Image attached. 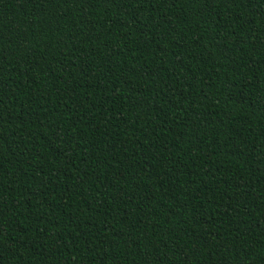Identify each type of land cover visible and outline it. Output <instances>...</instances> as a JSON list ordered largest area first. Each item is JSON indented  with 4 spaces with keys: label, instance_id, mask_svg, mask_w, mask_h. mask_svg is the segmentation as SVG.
Instances as JSON below:
<instances>
[{
    "label": "trees",
    "instance_id": "obj_1",
    "mask_svg": "<svg viewBox=\"0 0 264 264\" xmlns=\"http://www.w3.org/2000/svg\"><path fill=\"white\" fill-rule=\"evenodd\" d=\"M0 264H264V0H0Z\"/></svg>",
    "mask_w": 264,
    "mask_h": 264
}]
</instances>
